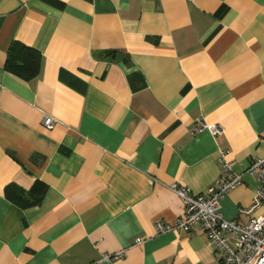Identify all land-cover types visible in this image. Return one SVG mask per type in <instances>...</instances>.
<instances>
[{"label":"crops","instance_id":"obj_1","mask_svg":"<svg viewBox=\"0 0 264 264\" xmlns=\"http://www.w3.org/2000/svg\"><path fill=\"white\" fill-rule=\"evenodd\" d=\"M222 152L264 158V0H0V264H220L201 227L156 222ZM256 186L226 219L249 221Z\"/></svg>","mask_w":264,"mask_h":264},{"label":"built area","instance_id":"obj_2","mask_svg":"<svg viewBox=\"0 0 264 264\" xmlns=\"http://www.w3.org/2000/svg\"><path fill=\"white\" fill-rule=\"evenodd\" d=\"M58 122L51 114L43 117V124L47 128H53ZM209 128L214 135L221 131L215 125ZM226 154L221 153L223 171L219 179L206 193L196 194L177 183L171 185L185 204L184 212L173 223L157 221L156 229L158 232H190L201 227L214 245L220 264H264V158L253 159L248 166L237 170ZM246 173L257 178V186L252 204L240 209L241 213L250 217L247 223L241 224L224 217L221 199L243 182ZM257 210L260 213L255 214ZM141 243L142 239L138 237L136 244ZM122 255L123 252H120L113 258Z\"/></svg>","mask_w":264,"mask_h":264},{"label":"trees","instance_id":"obj_3","mask_svg":"<svg viewBox=\"0 0 264 264\" xmlns=\"http://www.w3.org/2000/svg\"><path fill=\"white\" fill-rule=\"evenodd\" d=\"M24 48V51H26V52H28V53H30V54H32V55H37V53L36 52H34V51H32V50H30V49H26L24 46H19V48H18V50H20V49H23ZM37 58V57H36ZM11 61H10V63L12 64H10L11 66H13L12 68H14L16 71H19V72H22V73H25V74H27L29 77H32V76H35L36 74H37V70L38 69H36V68H39L38 67V63L34 66V67H31L30 65L32 64V63H28V64H25V66H23V67H21L20 65H18V64H16L15 63V61H14V56H12L11 58ZM38 60V59H37ZM27 66V67H26ZM36 67V68H35Z\"/></svg>","mask_w":264,"mask_h":264}]
</instances>
